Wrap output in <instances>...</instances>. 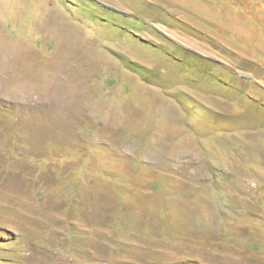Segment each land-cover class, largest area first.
<instances>
[{"label":"rangeland","instance_id":"obj_1","mask_svg":"<svg viewBox=\"0 0 264 264\" xmlns=\"http://www.w3.org/2000/svg\"><path fill=\"white\" fill-rule=\"evenodd\" d=\"M0 264H264V0H0Z\"/></svg>","mask_w":264,"mask_h":264}]
</instances>
